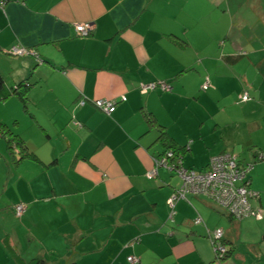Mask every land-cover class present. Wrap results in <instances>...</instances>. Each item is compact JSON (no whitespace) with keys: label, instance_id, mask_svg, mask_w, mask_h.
<instances>
[{"label":"crops","instance_id":"0c3cea01","mask_svg":"<svg viewBox=\"0 0 264 264\" xmlns=\"http://www.w3.org/2000/svg\"><path fill=\"white\" fill-rule=\"evenodd\" d=\"M232 3L0 0V71L8 88L30 84L28 111L10 96L0 103V121L35 155L16 163L0 138V264H131L130 256L138 264H264V162L249 174L260 193L251 203L263 219L239 222L203 195L188 194L172 208L183 180L154 163L165 151L164 132L187 146V168L207 119L228 134L212 157L231 152L253 163L264 150V46L244 45ZM88 22L93 32L77 36L74 23ZM15 45L39 58L5 52ZM207 78L212 86L203 91ZM153 82L172 90L141 93ZM243 91L252 93L243 104L258 118L232 130L225 103ZM97 99L115 101L116 110L107 115ZM20 203L27 209L18 218ZM214 229L224 231L231 250L221 261L209 236Z\"/></svg>","mask_w":264,"mask_h":264},{"label":"built area","instance_id":"2783aa9c","mask_svg":"<svg viewBox=\"0 0 264 264\" xmlns=\"http://www.w3.org/2000/svg\"><path fill=\"white\" fill-rule=\"evenodd\" d=\"M2 4V2H1ZM75 29L78 35L86 36L94 29L93 24L76 23ZM8 54L19 57L35 56L39 58L34 50L23 46H12ZM41 62L40 60H38ZM210 85L209 79L206 80L203 89L207 90ZM162 90L169 92L172 86L165 82H153L148 85H141V93L147 94L155 90ZM242 99L249 101L248 94H245ZM126 98L123 97L122 101ZM86 99L81 98L80 106L86 104ZM94 105L107 115H111L116 110V102L109 99H97ZM72 123L76 127H82V124L73 118ZM189 147V146H188ZM255 162H264V151H258ZM156 168L164 167L170 171H176L182 178L183 183L169 200V205L173 208L175 202L181 198H185L188 194L203 195L208 197L220 208L226 210L233 218L241 220L248 217H256L259 220L263 219L260 210L253 208L251 200L258 197V193L250 188L248 180V173L253 169L254 164L249 163L243 165L237 160L234 153H224L213 157L209 163V167L204 172H198L194 169H187L183 165V157L176 156L174 152H166L163 155L154 158ZM155 175V171L151 172L150 176ZM27 204L20 203L15 206V214L18 218L22 217L26 212ZM196 224L202 223L201 218L196 219ZM210 240L212 242L214 252L217 259H221L229 252L228 247L224 242V231L216 229L209 232ZM128 262L131 264H138L140 259L135 256L128 257Z\"/></svg>","mask_w":264,"mask_h":264},{"label":"rangeland","instance_id":"374dc122","mask_svg":"<svg viewBox=\"0 0 264 264\" xmlns=\"http://www.w3.org/2000/svg\"><path fill=\"white\" fill-rule=\"evenodd\" d=\"M230 1L233 2L232 6L233 5L239 6V10H237V13L235 14V10H233L232 15L234 17L236 16V27H237L236 30L243 35L244 45L248 47V50L251 49V46L254 47L264 46V0H230ZM246 66H248V64H246ZM246 71H247L248 80L250 82H253L255 76L253 68H247ZM236 82H238L237 79L234 81V83ZM245 94H248L249 98L253 99L252 93H249L248 91H243L242 95L241 94L239 95V93L237 92H233L229 95V99L231 101L229 103H225V106H227L228 109L226 110L225 114L223 113L224 114L223 117L229 120L231 125H233L231 126L232 130L234 129L236 130L240 126L247 128L248 122H251L252 120L258 118L257 116H252L251 114L252 109L250 107L244 106L245 104H243L244 100L242 99V97ZM199 129L193 128L192 130L196 131V133L198 132L200 133L199 136H201V139L199 140L201 141L198 140L200 149L199 151L195 150L193 153L188 152L187 154L189 156H187L188 158L186 157V161H185V166H187V168L194 169L198 172H200L203 169L204 165L212 157V155H216L215 153L222 149V147L226 144V141L228 139V134L224 130V128H220V127L216 128L215 122L210 121L209 119H207L205 124L202 127H199ZM245 133L248 134L246 130ZM231 136H233V134H231ZM183 138L186 141L189 140V139H185L186 138L185 135L183 136ZM178 179L179 178L176 177V180ZM223 217L225 218L227 223H230L226 215H224ZM235 221L239 222V220H235ZM262 222L264 221H261L260 223Z\"/></svg>","mask_w":264,"mask_h":264},{"label":"trees","instance_id":"16d2710c","mask_svg":"<svg viewBox=\"0 0 264 264\" xmlns=\"http://www.w3.org/2000/svg\"><path fill=\"white\" fill-rule=\"evenodd\" d=\"M88 23H82V24H88ZM75 24L76 23H74V30H75V33H76L77 36L88 37L93 32V30H92L86 36L78 35L77 32H76V29H75ZM90 24L94 25V23H90ZM207 79H209V78H207ZM209 81H210V79H209ZM204 84H203V86H204ZM203 86H202V89H203ZM211 86L212 85H211V81H210V85H209L208 89ZM29 89H30V84H27L25 82H22V83L18 84L15 87L8 88L6 83H5L4 76L2 75V73L0 71V103L5 101L6 99H8L10 96L15 95L21 100V102L23 104V107H24V110L27 112L28 111L27 93H28ZM207 90L203 89V91H207ZM148 118H149V122L153 123V119H151L152 118V114L149 113L148 114ZM167 135L168 134H166L164 132H161V135H160V138H159L164 144L165 151L163 152V154H165L166 152L171 151V152H174V154L176 156L182 155V153L185 152V148L187 146H185L184 149L179 148L177 145L173 144L172 139L168 138ZM0 138L4 139L6 141L7 149L11 153V155H15L16 154L14 156L16 163H18V162H20V161H22L24 159H27V158H35L34 153H32V152H30L28 150V147H27L24 139L19 134L13 132V130L8 125H6L5 123H3L1 121H0ZM262 151H264V150H262ZM229 153H231V152H229ZM257 153H258V151L255 154V158L257 156ZM163 154H161V155H163ZM217 156H219V155H217ZM213 157H216V156H213ZM213 157L210 158L209 163H210V161H211V159ZM255 158H254V162L252 164L256 163L255 162ZM237 160L240 163V160H239L238 156H237ZM249 163H245L243 165H247ZM206 170H203V171H200V172H204ZM250 172L248 173L247 177H248V180L250 182V188H251V178L249 176ZM253 191H255V190H253ZM255 192H257V191H255ZM257 193H258V197L256 199H258L260 197V193L259 192H257ZM224 211H225V213L228 215V217L230 219L233 218L232 215H230L226 210H224ZM233 220L235 221V220H238V219L233 218ZM241 220H243V219H241ZM241 220H239V221H241ZM223 239H224V242H225V238H223ZM9 251L11 252L12 256H15L16 258H18V260H21V258L17 255V252H16L15 249H13V248H11L9 246ZM229 251L231 252V250H229ZM230 252L227 253L226 255H224V257H222L221 259H218V260L225 259L227 256L230 255ZM27 264H47V263H45L43 260H40V259H34V260H32L31 262H29Z\"/></svg>","mask_w":264,"mask_h":264},{"label":"clouds","instance_id":"9594fccd","mask_svg":"<svg viewBox=\"0 0 264 264\" xmlns=\"http://www.w3.org/2000/svg\"><path fill=\"white\" fill-rule=\"evenodd\" d=\"M41 63V62H40Z\"/></svg>","mask_w":264,"mask_h":264}]
</instances>
